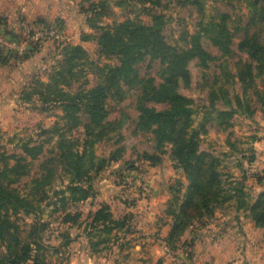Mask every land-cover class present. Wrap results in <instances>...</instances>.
Segmentation results:
<instances>
[{"label": "trees", "instance_id": "1", "mask_svg": "<svg viewBox=\"0 0 264 264\" xmlns=\"http://www.w3.org/2000/svg\"><path fill=\"white\" fill-rule=\"evenodd\" d=\"M210 1L219 6L207 21V0H115L116 7L127 6L134 16L112 24L103 23L104 18L115 16L110 0L87 5L83 12L92 33H82L81 40L97 42L98 60H92L83 46L67 44L62 59L46 72L48 82L33 76L31 88L25 85L19 92V101L33 110L62 112L64 129L53 130L58 151L51 150L53 157H45L44 145L33 139L10 151L0 147V264H50L43 243L45 224L38 212L40 202L47 198L46 186L57 168L68 176L59 201L65 211L63 222L75 224L81 215L66 212L68 205L94 199L96 177L125 153L123 145L97 162L95 146L110 141L111 134L118 135L124 126L131 137L148 138L150 150L141 153V160L159 166L170 150L174 166L186 176L184 192L180 181L169 188L171 199L165 213L172 222L165 243L170 250L191 247L192 240L187 244L182 239L185 232L195 223L207 224L216 207L232 198L219 170L220 158L202 147V136L212 120L206 116L196 128L193 114L198 102L179 89L181 84L192 85L189 66L195 61L197 67L211 72L200 81L207 90L201 103H208L203 107L209 108V115L216 112L222 120L235 113L252 116L256 104L264 105V94L256 82H264V0ZM239 2L246 11L233 15L231 10ZM175 6L194 9L197 14L193 31L183 18H177L180 35L176 44L169 41L172 32L168 33L172 21L168 12ZM0 24H5L2 17ZM11 56L0 55V60L6 63ZM23 57L28 59L29 52ZM101 59L105 62L100 63ZM86 65L98 76L91 86L87 79L81 80ZM235 81L241 95L234 92ZM123 139L119 135L118 140ZM42 155L46 159L40 162V175L31 179L30 193L21 194L16 183L29 176L30 162ZM235 190L234 196L243 199V192ZM248 208L251 220L264 228V192ZM24 216L32 220L24 222ZM90 217L96 233L88 234L104 235L92 244L95 248L129 227V217L115 219L106 204Z\"/></svg>", "mask_w": 264, "mask_h": 264}, {"label": "rangeland", "instance_id": "2", "mask_svg": "<svg viewBox=\"0 0 264 264\" xmlns=\"http://www.w3.org/2000/svg\"><path fill=\"white\" fill-rule=\"evenodd\" d=\"M114 2L115 0H110L115 16L113 18H104V24H112L114 20L123 21L128 16H134L130 14V8L127 6L116 7ZM217 6H219L218 3L207 0L205 3L206 21L214 16ZM231 11L233 15L244 13L246 11L245 5L239 2L234 5V10ZM196 15V11L191 8L181 9L176 6L171 8L168 12V16L172 19L170 23L171 29H169L171 31L168 30L169 34L172 32L169 39L171 43L176 44L180 35V25L177 18H183L186 22V27L190 31H193ZM23 22L27 23V25L37 24L36 22H31L26 19L21 20L17 27H7L6 30L3 27L4 24H0V35L4 32L9 36L23 37V31L21 29V23ZM52 25L56 26L61 31L62 34L60 39H48L37 44L32 43L30 46L28 45L26 52L21 55L13 53L9 58L12 63L10 67H20L21 73L19 75L17 74L16 78H13L10 73L11 69L8 66L4 68V74L1 75V77H4L5 83H7L3 91L0 92L1 98L7 99L8 95H11L10 91L13 86L10 85L11 79L13 82L15 81L16 91H14V94H16L17 97L16 106L10 108L8 106L0 107V147H4L6 150H14L16 145L33 139L39 144L44 145L45 157H53L54 154L49 153V151H58L56 148L58 136L53 134V130L56 127L63 131L62 129H64L65 125V121L62 119V112L60 110H55L54 113H44L33 110L28 104L19 101L21 97L19 92L25 85L31 88V78L33 76H36L43 82H48L46 72L51 70L58 60L62 59L61 51L67 44L83 46L90 54L92 60H98V56L95 53L97 47V42L95 40L83 42L81 39H65L63 25L59 22L48 24V26ZM77 32L78 29H69L67 35L73 37ZM17 40L18 42H22L24 39ZM3 47L5 48V46ZM5 49L2 48V50H0V55H2V57L7 55L4 54L6 52ZM28 52L30 57L28 59L25 57L22 58V56ZM8 62L9 61L6 63ZM104 62L105 59H101L100 63ZM6 63L0 60V65ZM189 69L192 74L193 83L190 87L181 84L179 91L181 94L194 98L195 101L198 102L193 114L194 126L196 128H198L199 124L205 122L206 116L212 120V124L208 125V132L202 136V147L203 149L213 151L220 158L219 170L223 174L222 179L225 184V189L228 191L234 183L235 185H240V183L247 182L250 185L256 182L258 178L262 177L264 182V168L261 172H258L264 164V141L260 142V145L255 146L257 140L264 139V105L256 104V110L252 116L235 113L232 118L222 120L218 117L216 112H212L209 115L207 112L209 108L204 109L203 107L204 104L208 105V103H201V99L206 98L207 90L202 88L200 81L202 80V75L210 76L211 72L197 67L195 61L190 63ZM231 70H233V72L235 71L233 67ZM83 77L84 78L81 79L82 81L85 79L89 81L88 86H91L98 78L90 65H86L83 69ZM256 82L257 90L264 94V82L261 81V79H257ZM233 87L235 90L234 92L241 95L239 84H237L236 81ZM232 95L233 92L231 96ZM128 102L129 100H127V103ZM115 116L116 114H113L112 118ZM222 122L223 124L220 125ZM111 135L112 138L110 141H102L95 146L94 151L97 162L108 159L112 151L123 145L125 146V153L118 162L105 167L96 177L94 181L96 197L94 199H89L75 205H68L66 212L72 215L77 213L81 215L75 224H65L63 222L65 211L61 208L62 206L59 198L63 196L60 193L66 190L69 180L68 176L61 168L56 169L50 185L45 188L47 198L40 202L38 212L42 223L45 224L43 243L47 247L45 256L50 264H79L80 262H91L93 264H144L145 259L149 256V252L144 249V246L146 247L153 239L152 237L148 239L147 235L159 228L158 224H163V220L160 222L157 221L158 218L153 220L157 221V225H153L147 222V220L145 222L132 221L128 227L131 231L123 230L119 232L118 238H112L109 243H101L96 246V248L93 247L92 244L103 238L104 235L98 237L88 234L96 233V230L90 226V215L100 208L101 205H109L113 217L119 219L125 216L126 211V208L120 202H132L133 199L138 198L141 194L144 197H148L152 194V186L148 184L144 172L150 165L140 158L142 152L150 150L148 138L144 136L131 137L126 126L118 130V135ZM119 135H123L124 139L118 140ZM254 146L258 147V151L251 150V147ZM45 157L42 155L39 157L40 160L31 161L29 176L16 183L15 187L18 188L21 194L27 195L30 193V181L33 177L40 175V162L45 160ZM166 166L170 169V173L164 178L168 192L169 188L176 186L178 181L182 184V191L184 192L187 179L184 172L182 170L178 172L177 170L179 168L174 166L170 150H167V153L163 156L162 164L154 167L162 173L163 171L161 169ZM171 175H175L174 179ZM144 187L147 189L144 190ZM170 199L171 195L169 192L168 203ZM167 207L168 204L166 208ZM136 210L143 215L149 211L140 208ZM225 211H227V209H225V203H223L216 207L214 217L210 219L207 224L200 225L195 223L188 230L198 233L209 226L215 228L222 226L223 222L217 224V215H221ZM151 212L155 211L152 210ZM163 213L166 214L165 210ZM166 216L168 219L167 223L170 221L172 222L171 216L167 214ZM23 220L24 222H30L32 217L24 216ZM19 223L22 224L23 222L19 220ZM114 233L118 232L115 231L113 234ZM145 233L146 235L142 236ZM188 239L186 241L183 240L188 244ZM156 244L158 246V249H156L158 253L156 251L154 252L156 257L159 255L163 256V244L159 242H156ZM167 249L169 248L167 247ZM189 250L190 247H187L182 253L187 256V254H190ZM167 252L171 253L172 256H174V252L180 254L177 250Z\"/></svg>", "mask_w": 264, "mask_h": 264}, {"label": "crops", "instance_id": "3", "mask_svg": "<svg viewBox=\"0 0 264 264\" xmlns=\"http://www.w3.org/2000/svg\"><path fill=\"white\" fill-rule=\"evenodd\" d=\"M99 1L101 0H0V17L4 19L5 24L3 27L5 30L7 27H17L21 20L26 19L37 24L48 23L50 25V23L59 22L63 25L65 39H81L82 33H92L86 23L88 15L83 11L89 3ZM69 29H78V32L73 37H69L67 35ZM8 61V63L0 65V92L7 85L1 75L4 74V68L10 67V64H12L10 60ZM19 68L18 66L10 67L13 78L21 73V68ZM10 83V85H13L10 91L11 95H8L7 99L0 96V107L8 106L10 108L17 105V97L14 94V91H16L15 81L13 82L11 79ZM263 141L264 139L257 140L255 146L260 145L259 143ZM255 146L251 147L252 151L257 150L258 147ZM263 168L264 164L258 172H261ZM161 170L162 173L156 167L148 166L144 171L148 184L152 186V194L148 197L141 194L132 202H120L126 208L125 216L129 217V224L132 221L145 222L147 220V222L157 225V221L163 220V224H158L159 228L147 235L148 239L150 237L153 239L152 242L145 244L146 247L144 246V249L149 252L144 264H175L174 257L167 252L165 243L170 231L171 221L167 223V216L163 213L169 199V192L164 178L170 173V169L166 166ZM177 171L181 172V169ZM171 177L174 179L175 175H171ZM235 189L243 192V199L239 200L234 196ZM228 191L233 196L225 202L227 211L217 215V224L223 222L222 226L219 225L220 227L217 228L209 226L198 233L187 230L183 235L182 239L185 241L188 238H190L189 241L192 240L190 254H187V257L190 256L194 264H264V228L256 226L251 220L248 210V207L264 192L263 177L258 178L256 182L250 185L247 182L240 183V185L234 183ZM137 208L149 211L143 215L136 210ZM152 210L155 212H151ZM156 219L157 221H153ZM127 231H131V229ZM144 235L146 233L142 236ZM156 242L163 244V248H161L164 257L162 255L156 257L154 253L155 251L158 253ZM185 248L187 249V246H181L177 251L184 256L182 251ZM79 264L93 263L80 262Z\"/></svg>", "mask_w": 264, "mask_h": 264}, {"label": "built area", "instance_id": "4", "mask_svg": "<svg viewBox=\"0 0 264 264\" xmlns=\"http://www.w3.org/2000/svg\"><path fill=\"white\" fill-rule=\"evenodd\" d=\"M21 29L23 31V37H14L6 35L4 32L0 35V50L5 49L4 54H23L26 52L28 45L34 43H40L41 41L48 39H60L61 31L54 25L48 26L45 24L27 25V23H21ZM17 39H24L22 42H18ZM5 46V48L3 47ZM147 189L144 187V190ZM167 251H171L167 249ZM174 263L175 264H194L193 261L181 254L174 252Z\"/></svg>", "mask_w": 264, "mask_h": 264}]
</instances>
